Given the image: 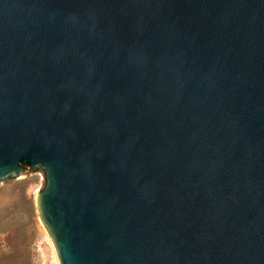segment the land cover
Here are the masks:
<instances>
[{"label":"water","instance_id":"obj_1","mask_svg":"<svg viewBox=\"0 0 264 264\" xmlns=\"http://www.w3.org/2000/svg\"><path fill=\"white\" fill-rule=\"evenodd\" d=\"M33 172L58 264H264V0H0V183Z\"/></svg>","mask_w":264,"mask_h":264},{"label":"rangeland","instance_id":"obj_2","mask_svg":"<svg viewBox=\"0 0 264 264\" xmlns=\"http://www.w3.org/2000/svg\"><path fill=\"white\" fill-rule=\"evenodd\" d=\"M42 180L33 172L0 183V264H58L36 212Z\"/></svg>","mask_w":264,"mask_h":264}]
</instances>
